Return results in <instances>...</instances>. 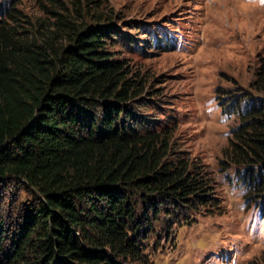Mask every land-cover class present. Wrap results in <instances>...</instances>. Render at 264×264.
Instances as JSON below:
<instances>
[{"label":"trees","instance_id":"obj_1","mask_svg":"<svg viewBox=\"0 0 264 264\" xmlns=\"http://www.w3.org/2000/svg\"><path fill=\"white\" fill-rule=\"evenodd\" d=\"M57 27L69 45L0 27V183L23 179L39 195L17 219L12 245L0 220V264H146L140 218L158 216L160 206L194 208L192 198L203 204L206 186L186 164L169 162L165 136L131 124L139 86L106 53L105 31ZM254 86L264 96V68ZM229 108L241 123L225 155L257 169L262 184L264 99Z\"/></svg>","mask_w":264,"mask_h":264},{"label":"rangeland","instance_id":"obj_2","mask_svg":"<svg viewBox=\"0 0 264 264\" xmlns=\"http://www.w3.org/2000/svg\"><path fill=\"white\" fill-rule=\"evenodd\" d=\"M60 21L105 31L106 53L139 86L131 124L165 136L169 162L206 186L203 204L192 198L194 208L160 206L140 218L146 264H264V183L225 155L241 123L232 101L264 99L254 86L264 68V0H0V27L66 46ZM38 197L23 179L0 183L7 245Z\"/></svg>","mask_w":264,"mask_h":264}]
</instances>
